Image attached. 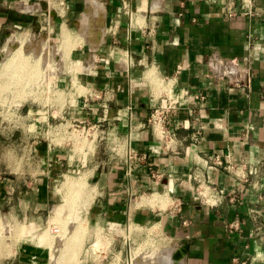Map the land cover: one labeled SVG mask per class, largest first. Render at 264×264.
<instances>
[{"label": "crops", "instance_id": "crops-1", "mask_svg": "<svg viewBox=\"0 0 264 264\" xmlns=\"http://www.w3.org/2000/svg\"><path fill=\"white\" fill-rule=\"evenodd\" d=\"M254 2L257 14L225 18L210 0H0V45L19 40L12 52L26 38L35 58L52 46L57 86L67 90L62 115L95 125L117 147L66 160L63 147L43 141L34 110L19 126L3 120L0 197L9 212L43 210L64 171L87 181L97 173L88 183L92 247L98 227L109 255L122 253L117 227L132 224L152 229L161 247L138 264H264V0ZM180 91L188 94L167 125L172 137L162 139L147 120ZM135 194H148L147 204L130 203ZM36 240L17 244L3 264H50L48 244ZM84 255L82 264L105 258Z\"/></svg>", "mask_w": 264, "mask_h": 264}, {"label": "rangeland", "instance_id": "rangeland-1", "mask_svg": "<svg viewBox=\"0 0 264 264\" xmlns=\"http://www.w3.org/2000/svg\"><path fill=\"white\" fill-rule=\"evenodd\" d=\"M18 38H21V36H18ZM18 44L19 40L16 41L15 38H10L5 45H0V55L2 54L0 57V125L4 120L12 127L19 126L20 123H23L19 116L25 113L26 110L31 109L36 112L32 115V118L36 117L43 126V141H50V143L53 142L55 145L63 147L66 160L67 158L73 160L76 157L83 160L87 159L90 154L96 155L99 153L102 155L106 152L108 154L113 150L115 152L117 147L113 145V140L108 135L104 134L103 136L98 130L94 131V129L81 131L80 128L75 126V122L69 121L62 115V111L67 105V90L64 87L65 85L62 87L57 86V80L61 77L62 70L59 67L61 64L58 60L59 56L54 54L52 46L50 47L47 43L45 50L39 52L40 58H35L36 53L28 50L25 38V46L18 53L19 59L24 61L25 65L17 69L12 65L8 66L6 62L11 57L9 55L10 51ZM2 61H5V63L1 64ZM34 61L36 62L33 63ZM57 108L60 110L58 114L54 112ZM30 122L31 120L28 121V123ZM33 127L34 125L30 126L29 130L32 131ZM10 136L12 140H18L19 133L11 132ZM1 138L0 135V140ZM111 148H113L112 151ZM1 152L2 149L0 148ZM117 152L124 156L125 144ZM71 182H74V184ZM88 183L84 175L78 172L64 171L63 175L52 184L56 196L48 205L43 206V210H39L36 214L31 207H27L26 214L25 212L10 213L8 206L0 197V264H3L5 257L9 258L13 255L15 249H17V244L30 240L34 242L35 237H37L38 244H48L46 246L50 248V264H58L56 257L60 249L66 242L71 240V236L75 232L79 231L80 226H82L79 231L82 233L81 242L77 249L79 251L76 252L78 254L75 258V264H82L85 258L84 254L88 255L89 252L95 256L94 258H97V255L99 257L105 255L102 264H108L109 262L111 264H127L128 256H130L128 264L130 262H132L131 264H138L137 261L142 258L155 257L161 248L158 241L155 240L158 234L154 233L152 229L149 230L132 224L127 227L126 225L117 227L118 233L123 236L124 251L122 253L114 252V254L109 255L108 247L104 244L105 229L98 227L94 229V241L98 240L99 243L93 247L91 246L90 241L93 240V235L90 236L88 233L91 220L87 211L93 200H95V189ZM137 195H130L129 202L135 203L137 206L147 204L145 199L148 198V194ZM159 199L163 200L162 197H159ZM9 205L13 206V201ZM34 217H37V224L35 223L36 227L34 224L32 226L34 225L36 229H32L33 232L26 230L30 222H35ZM45 221H48V224H53L58 230L53 232L55 237L51 243L48 242V238H52L53 234L49 232ZM83 229L84 232L81 231ZM111 231L115 232L113 229ZM43 238L46 240L44 241Z\"/></svg>", "mask_w": 264, "mask_h": 264}, {"label": "built area", "instance_id": "built-area-1", "mask_svg": "<svg viewBox=\"0 0 264 264\" xmlns=\"http://www.w3.org/2000/svg\"><path fill=\"white\" fill-rule=\"evenodd\" d=\"M211 2L216 3L219 6L222 16L225 18H232L239 15L244 16H253L257 14V9L255 7L254 0H210ZM187 91H180L176 95L167 94L160 100V103L157 106L152 108L150 117L148 118V124L151 126V129L155 131L160 138L170 140L172 137V132L168 129V123L171 119V116L175 110L179 108L182 103V98L187 95ZM195 97L201 99L203 96L199 94H194ZM75 126L84 131L85 129H94L97 131V127L93 124L87 125L80 122H75ZM77 130V129H76ZM198 137V132L195 131L191 135L192 140H196ZM215 165H222L219 155L215 156ZM128 174L131 171V166L128 164L127 167ZM54 232L58 230L53 229ZM128 256V260H129ZM128 260H126L128 264Z\"/></svg>", "mask_w": 264, "mask_h": 264}, {"label": "bare ground", "instance_id": "bare-ground-1", "mask_svg": "<svg viewBox=\"0 0 264 264\" xmlns=\"http://www.w3.org/2000/svg\"><path fill=\"white\" fill-rule=\"evenodd\" d=\"M55 4V3H54ZM63 38H64V36H63ZM22 46V45H21ZM65 48V47H64ZM22 49V48H21ZM62 49V48H61ZM20 52V48H17L16 50H14V51H12V52H10L9 54H10V56L11 57H9L10 59L6 62V64L9 66V65H12V67H15V68H21V67H23V65H25V62L24 61H21L20 59H19V57H18V53ZM28 57V56H27ZM23 58H26V57H23ZM23 58H22V60H23ZM33 58V57H32ZM31 58V59H32ZM38 60V59H37ZM3 62V61H2ZM36 61H34L33 63H35ZM4 63H5V61H4ZM30 63V62H29ZM29 65V64H28ZM30 65H32V64H30ZM37 65V64H36ZM28 68H29V66H27ZM35 68V67H34ZM24 69V68H23ZM23 69H22V71H23ZM18 72H19V70H17ZM16 71V72H17ZM26 71V70H25ZM32 71L33 72H35L34 71V69H32ZM36 71H37V68H36ZM15 72V73H16ZM14 73V74H15ZM20 73V72H19ZM16 75V74H15ZM3 76V75H2ZM20 76V75H19ZM16 77V76H15ZM32 77H33V74H32ZM31 77V78H32ZM19 78H21V77H19ZM49 79V78H48ZM14 80H15V78H14ZM82 177V176H81ZM71 183H73L74 184V182H71ZM85 200V199H84ZM88 205V204H87ZM73 210V209H72ZM72 214V213H71ZM80 224V223H79ZM78 227V226H77ZM80 227H82V226H80ZM80 227H79V231H80ZM82 229V228H81ZM75 230H77V229H75ZM75 230H74V232H75ZM75 232L70 238H71V240H69L68 242H66L65 244H64V246L60 249V252H59V254H58V256L56 257V262L58 263V264H75V261H76V256H77V254L78 253H76V252H78L77 251V249H78V246H79V244H80V240H81V234L82 233H80V232ZM81 231H83L84 232V229L83 230H81ZM129 254V253H128ZM133 256V255H132ZM130 257V256H129ZM134 257V256H133ZM119 258V257H118ZM118 260V259H117ZM130 260V259H129ZM114 261H115V259H114ZM55 262V263H56ZM116 262V261H115ZM132 262H130V264H131ZM114 264V263H113Z\"/></svg>", "mask_w": 264, "mask_h": 264}, {"label": "water", "instance_id": "water-1", "mask_svg": "<svg viewBox=\"0 0 264 264\" xmlns=\"http://www.w3.org/2000/svg\"><path fill=\"white\" fill-rule=\"evenodd\" d=\"M1 56H2V54L0 55V57ZM97 176H98V174L94 173L93 176L90 179H88V182H90V183L96 182L97 181Z\"/></svg>", "mask_w": 264, "mask_h": 264}]
</instances>
